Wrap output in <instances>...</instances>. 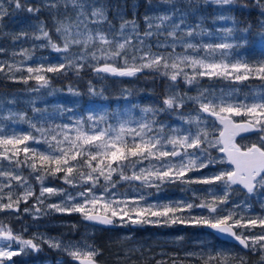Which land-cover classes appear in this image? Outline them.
I'll return each mask as SVG.
<instances>
[{
  "label": "rangeland",
  "instance_id": "1",
  "mask_svg": "<svg viewBox=\"0 0 264 264\" xmlns=\"http://www.w3.org/2000/svg\"><path fill=\"white\" fill-rule=\"evenodd\" d=\"M122 1L126 2V0ZM139 1H128L130 14H127L128 9H126V5H123L121 9L113 13L115 15L114 22L89 24L88 27L93 32L100 30L108 33L109 39L113 36L119 39L120 24L124 21H134L133 19L127 20L126 16L134 17ZM48 3L49 0H27L29 6L41 4L52 14L53 19H55L54 33L56 36V39L52 38V40L62 45L63 40L56 32L57 21H64L66 24L75 21L76 10L69 7L66 13L64 0H56L57 7L54 8L47 7ZM96 4L104 7L109 21L108 0H96ZM176 4L182 11H188L183 0H176ZM5 5H7L6 0ZM145 7H147V10L145 15L142 16L141 22H139L141 24L135 22L138 26L137 31L141 36L147 27L145 16L154 18L163 14L164 8L170 6L163 5L161 0H152V7H149L148 0H146ZM252 9H256L258 12L256 27H252L248 20L246 24H242L235 18L237 11L248 13ZM221 11L215 5L202 4L196 14L187 17L185 21L187 24L193 26L198 24L200 27L197 31L203 30L202 34L196 36L192 42L218 43L222 38L227 37L225 42L239 45L231 50H225L229 62L239 61L248 63L250 66L264 62V40L261 38V33L264 32V29L261 28L264 16L261 15V10L255 6L254 0H237V3L231 6L230 11L223 12V15L228 19H218ZM9 12L10 14L4 16L2 22H0V49H4L0 53V63L5 65L0 73L13 81L23 83L24 86L15 91H0V129L3 130V134L6 136L32 134L39 139L40 133L31 127V123L55 128L57 125L70 123L69 117L75 120L80 117L86 118L89 114L105 117V121L101 122V127H104L105 123L115 125L118 119L124 118L138 121L144 115L141 109L145 107L162 108L164 107L163 100L167 96L178 94L184 97V106L177 111L161 112L156 117L159 122L168 126L165 128V134L172 135V128L190 129L196 132L198 129L207 127L210 134L218 137L219 125L212 119L203 116L199 110L197 100L188 99L189 97H200L201 93H204L209 99L213 96L217 98L223 96L228 98L229 102L237 103L244 101L245 98H248V101L251 102L253 97H258L264 93V80L257 78L255 73L244 81H234L231 78L215 76H197L192 84H188L184 76L178 77V80L173 82L167 76L160 75L152 69H144L134 76L98 73L95 69L102 67L106 61L104 59L92 60L90 57L83 62L84 67L79 70L75 67H65L60 72L41 70L40 72L28 73V67L46 69L60 63L67 65L68 61L65 60V55L71 60L80 54L82 46L73 45L68 54L56 52L50 46H46L47 41L45 39H35V36L41 35L39 31L41 26L45 30L43 20L36 14L26 11L30 15L28 17L30 28L20 25L21 29L14 31L17 22H13L12 14L16 11L11 8ZM66 15L71 18V21L66 19ZM158 22V20L153 19L154 24ZM131 28L132 25L129 23L125 35H133ZM165 28L170 29L171 24H167ZM229 28L232 29L231 35L222 31ZM72 31L75 32L77 29L73 27ZM79 31L82 33L86 31L83 25H80ZM153 31L156 30L153 29ZM22 33H27L28 38L15 39ZM80 38L83 39L84 37L81 36ZM158 40L163 42L165 37L153 35L145 39L144 50L148 51V45H151L153 53L171 51V49H158L155 46ZM245 40L246 43L243 42ZM133 43L136 44V47H141L136 43L134 36ZM100 47L99 43H94L90 44L88 50L92 51ZM21 50H27V56L20 55ZM188 51L195 55L191 50ZM175 53L184 54V49L177 46ZM129 54L131 55V50H129ZM97 55L99 56V53ZM201 55H204V53L202 52ZM222 59H225V57H222L219 50H217L215 53L216 62ZM107 63L118 68L125 67L123 60H109ZM128 64L131 66L132 61L129 60ZM9 66H11V70ZM184 71L191 77L193 72L191 67H185ZM74 73L81 75L82 81L78 84L67 79ZM36 75H44L49 82L48 85L41 87L43 82L37 81L35 79ZM24 76H28L27 83L21 79ZM114 82L122 85L111 97H108L106 90ZM80 85L85 92L79 88ZM34 89L39 90L34 91ZM90 89H93L94 93ZM107 98L113 99L112 102L110 103ZM34 108L40 109L41 112H35ZM66 109L71 111H65ZM20 115L26 116V120L20 119ZM198 116L201 117L199 124L196 121ZM235 118L246 119L245 117ZM186 119L191 120L192 123H185ZM214 124L215 127H213ZM88 126V124L85 125V127ZM256 134H258V137L254 143H259L260 133L256 132ZM28 144L33 148L47 150V145L44 143L29 141ZM0 151H3V149L0 148ZM189 151L193 150L189 149ZM210 151L214 157L222 156L214 149ZM19 158L21 160L25 159L22 152ZM159 163L156 160L151 161L152 165H158ZM149 164L150 162L145 160L142 165H137V169L139 167L147 168ZM0 167L5 171H9L13 166H10L7 160L0 159ZM223 167H227L226 164L210 165L198 171L193 170L188 172L185 179L210 176ZM16 172L27 180L34 195L25 199V187L17 181H12L11 189L5 187L3 193H0V203L9 202V191L12 192L13 201L19 198V203L12 209L0 210V227L9 228L14 234L25 240L32 239L40 250L27 248L20 255L13 256L11 261H6L5 264H74L72 257L64 249L71 245L83 248L85 244L93 245L101 254L105 250V246L110 247L116 244L118 249L116 253L114 252V257H111L115 264H158L160 261L163 264H203L200 257L206 259L210 254L221 255V258L228 256L230 259L241 257L244 259L245 264H264V259H262L264 253L257 250L244 254L237 249H230L226 244L217 242L213 236L204 232V225L179 222L164 223L165 217L151 216L152 211L162 210L165 206L175 207L187 202L199 204L204 199L211 200L209 190L218 195H223V188L219 183L209 185L182 183L180 181L169 182L165 179L163 182L154 180L152 186H148L141 181L121 179L119 172L111 174V182H105L104 178L100 177L94 191L97 196L103 193L104 199L95 208L91 205L88 206L90 214L110 215L102 209L103 203L109 199L124 200L128 202L129 215L133 219H135V209L142 207L148 209L142 219L161 221L160 223H132L128 217H124L123 222L119 217H115L110 228L103 230L88 224L83 214L79 212H58L49 208L51 204L65 203L67 207H72L78 202L82 203L83 198L79 197L78 193L85 187L91 186V183L84 184L80 182L77 176V185L73 186L64 182L63 173L56 176L45 175L44 186L63 189L64 191L58 195L45 194L41 198L43 203H39L37 197L40 196L41 183L35 179L37 173L26 166L16 168ZM131 173V168L126 170V175H131ZM0 180L7 183L3 177H0ZM113 183L115 184L114 188L112 187ZM233 187L236 190L229 193L230 202L242 206L235 209L239 216L246 218L264 216V192H257L249 196L246 192L239 191L237 186ZM111 193H115V196H111ZM69 196L75 197V199L70 200ZM140 197H143V199H140ZM244 205H250V207H244ZM175 215L177 217L199 218L201 215L207 216L208 212L207 209L193 208L182 212L178 211ZM237 231L246 230L238 229ZM252 231L259 233L261 229L258 227ZM49 240L60 242L61 247H50L49 243L45 242ZM17 248L18 245L13 244V249ZM189 253H195L196 255L191 256L188 255Z\"/></svg>",
  "mask_w": 264,
  "mask_h": 264
},
{
  "label": "snow or ice",
  "instance_id": "2",
  "mask_svg": "<svg viewBox=\"0 0 264 264\" xmlns=\"http://www.w3.org/2000/svg\"><path fill=\"white\" fill-rule=\"evenodd\" d=\"M166 6L163 14L154 18L145 16L146 30L141 36L135 24V21H124L120 24L118 33L119 39L113 36L109 39L108 33L97 30L93 32L88 27L89 24L110 23L107 20V14L103 6H97L96 0H64V8L67 13L69 7L76 10V19L66 24L64 21H57L56 32L62 38V45L53 42L48 31L43 26L39 29L41 35L35 36V39H45L46 46H50L56 52L65 54L70 53L73 45L82 46L79 55L71 60L65 55V63L49 66L46 69L27 68L28 73L40 72H60L65 67H75L77 70L84 67V61L89 57L92 60L104 59L106 62L102 67L95 69L96 72L111 73L119 76H134L137 72L144 69H152L160 75L167 76L171 81L176 82L178 77L184 76L188 84H192L197 76L223 77L231 78L234 81L248 80L252 74L257 78L264 80V62L255 66L248 63L229 62L225 50H231L238 47V44L225 42L227 37L221 39L218 43H193L192 40L202 34L203 30L197 31L200 27L198 24L193 26L185 21L189 15L198 12L200 5H215L221 9L218 19H228L223 15L224 11H230L231 6L237 3V0H183L188 11H182L177 6L176 0H161ZM255 6L261 10L264 16V0H254ZM0 0V22L3 17L10 14L9 9L14 11L26 10L29 13L36 14L40 8L29 6L27 0ZM149 7H152V0H148ZM14 6V7H13ZM247 6V5H245ZM47 7H57L56 0H49ZM66 19L71 18L66 15ZM153 19L158 23H153ZM129 23H131V32L133 35H125ZM171 24V28L165 26ZM80 25H83L85 32L79 31ZM75 27L77 31L73 32ZM261 28L264 29V22H261ZM153 29L156 31L154 32ZM229 35L232 29H223ZM153 35L164 36L163 42L157 41L158 49H171V51L153 53L151 45H148V51L143 48L144 41ZM84 38L81 39L80 37ZM133 36L136 43L141 47H136L133 43ZM27 39L28 34L22 33L15 39ZM264 40V32L261 33ZM246 43V40L243 41ZM99 43L101 47L89 51L90 44ZM184 49V54H176V47ZM131 50V55L129 54ZM188 50H191L192 55ZM219 50L220 55L225 59L216 62L215 53ZM4 49H0L2 53ZM204 55H201V53ZM99 53V56L97 55ZM27 56V50H21L19 53ZM123 60L125 67L118 68L107 63V61ZM129 60L132 61L129 66ZM5 65L0 63V71ZM185 67H191L193 72L191 77L184 71ZM11 70V66H9ZM31 78V77H29ZM27 83L28 78H21ZM37 81H42L41 87L48 85V80L44 75H36ZM39 89H34L38 91ZM71 91V89H69ZM94 93L93 89H90ZM196 99L199 103L201 113H207L208 116L214 117L219 125L218 137L210 134L207 127L198 129L193 132L190 129L172 128V135L165 134V128L168 127L159 122L156 117L168 110L177 111L184 106V97L178 94L167 96L163 100L164 107L153 108L145 107L141 109L144 114L138 121L128 118L118 119L115 125L105 123L101 127V122L105 121L103 115L96 116L89 114L86 118L80 117L73 120L69 117L70 123L57 125L55 128H49L36 123H31V127L40 133V138L32 134L6 136L0 129V159L7 160L10 166L9 171L0 167V177L5 178L7 183L0 180V193H3L5 187L11 189L12 181L19 182L25 187L24 198L33 196L32 187L27 180L16 172V168L26 166L37 173L35 179L40 181V196L37 197L39 203L45 194L58 195L63 189H55L44 186L43 180L45 175L56 176L63 173L65 183L76 186L77 176L80 182L84 184L91 183V186L85 187L78 193L83 198L82 203H76L72 207H67L65 203L51 204L49 208L58 212H79L84 218L90 221H96L100 224L111 225L113 218L119 217L123 222L124 217L132 223H160L161 221H146L142 219L148 209L139 207L135 209V219L129 215L127 201L112 200L105 201L102 209L110 215H93L89 213L88 206L93 208L97 206L104 194L96 195L94 189L99 183L100 177L105 182H111V174L119 172L120 178L128 181H141L142 183L152 186L153 181L163 182L167 179L169 182L180 181L182 183H201L222 185L223 195H218L209 190L211 200H202L199 204L187 202L175 207L165 206L162 210L152 211L151 216L166 218L164 223H192L201 224L215 230L220 235H227L238 241L240 245L249 249V251H260L264 253V216L243 217L239 216L235 209L242 207L239 204L230 202L229 193L234 191L233 186H237L239 191L246 192L249 196L257 192H264V93L258 97H253L249 102L248 98L244 101L231 103L226 97L208 98L204 93ZM34 111L40 113V109ZM65 111H71L66 109ZM235 117H245L246 119L237 122ZM20 119L26 120V116L20 115ZM197 124L201 122V117L196 118ZM185 123H192L186 119ZM88 124V127L85 125ZM134 125V126H133ZM216 125L214 124L213 127ZM258 132L259 143H253L250 146H240L235 143V137L241 133ZM44 143L47 150H40L30 147L28 142ZM189 149L193 151H189ZM216 150L222 153V156L214 157L210 150ZM24 154L25 159L21 160L20 153ZM145 160L150 162L149 167H139ZM156 160L160 163L152 165L151 161ZM39 162V165L37 163ZM226 164L227 167L219 169L210 176H201L195 179L187 178V174L193 170L207 168L210 165ZM131 168V175H126V170ZM42 173V174H40ZM115 187V184H112ZM107 191V189H105ZM115 196V193H111ZM195 195V194H194ZM70 200L75 197L69 196ZM143 199V197H140ZM8 203H0V210L12 209L18 205L19 198L13 201L12 192L8 193ZM135 203V201H133ZM123 205V206H122ZM231 205V206H230ZM154 207V206H149ZM250 207V205H244ZM193 208L207 209L208 215H201L199 218L177 217L178 211L191 210ZM172 214V215H170ZM259 227L261 231L255 233L252 230ZM244 229L246 231H237ZM50 247L60 248L58 241H45ZM13 244L18 245L13 249ZM31 248L39 251V246L32 239H23L21 236L14 234L9 228L0 227V264L11 261L13 256L20 255L25 249ZM74 261L79 264H97L96 257L101 253L93 245L85 244L83 248L71 245L64 249ZM188 255L195 256V253ZM203 264H245L241 257L230 259L228 256L221 258V255L210 254L206 259L200 257ZM264 259V256H262ZM158 264H163L162 261Z\"/></svg>",
  "mask_w": 264,
  "mask_h": 264
},
{
  "label": "trees",
  "instance_id": "3",
  "mask_svg": "<svg viewBox=\"0 0 264 264\" xmlns=\"http://www.w3.org/2000/svg\"><path fill=\"white\" fill-rule=\"evenodd\" d=\"M128 1L129 0H126V2L124 3L122 0H108V6H109L108 14H109L110 23L115 21V15L113 13L121 9L123 5H126V9H128L127 14H130L129 7L127 5ZM145 1L146 0H140L139 6L137 8V11L134 17L127 15L126 19L127 20L133 19L136 23L141 24L139 22H141L142 16L145 15L146 10H147V7H145ZM5 6L7 7V5ZM37 7L40 8V11L36 13V15L41 20H43L45 30L49 32V35L53 39H56V36L54 33L55 19H53L52 14L48 12L44 6H42L41 4H38ZM9 10H11V8ZM12 15H13V22H17L15 24L14 31L20 30L21 29L20 25H22V27L26 26L30 28V26L28 25V17H30V15L26 12V10L16 11ZM257 15H258V12L256 9H252L248 13H244V11H237L235 13V18L237 19V21L241 22L242 24H246V21L248 20L252 27H256L257 22H258ZM27 77L28 76H24L23 78H27ZM67 79L69 81H72V83L74 82L75 84H78L80 81H82L81 75L77 73L71 74ZM120 85L122 84H119L117 82L110 84L106 90V95L108 97H111L115 93V91L120 87ZM23 86H24L23 83H18L16 81H13L9 79L8 77H6L5 75H3L2 73H0V91H3V90L15 91L17 89L23 88ZM79 88L85 92V90L82 88L81 85L79 86ZM107 99L110 103L113 100L109 98ZM237 119H241V118H237ZM104 249L105 250L102 251V254L97 258V261L101 264H115V262L112 261L111 257L112 256L114 257L116 250L118 249L117 245L113 244L110 247L105 246Z\"/></svg>",
  "mask_w": 264,
  "mask_h": 264
},
{
  "label": "water",
  "instance_id": "4",
  "mask_svg": "<svg viewBox=\"0 0 264 264\" xmlns=\"http://www.w3.org/2000/svg\"><path fill=\"white\" fill-rule=\"evenodd\" d=\"M203 115L207 116V117H210L208 116L207 113H202ZM210 118H213L215 119L214 117H210ZM249 133H252V132H247V133H241L240 135L238 136H241V135H246V134H249ZM237 137V136H236ZM221 155H223L221 153ZM93 215H103V214H99V213H92ZM90 224H92L93 226L95 227H98V228H108L110 225H104V224H100L96 221H90V220H87ZM205 230L209 231L210 233H212L214 236H216L217 238H219L220 240L224 241V242H227V243H232V244H235L237 245L240 249H242L243 251H247L248 249L243 247L242 245L239 244L238 241L234 240L233 238L227 236V235H220L218 233L215 232V230H212L210 228H208L207 226H205ZM76 264H79L78 261H74Z\"/></svg>",
  "mask_w": 264,
  "mask_h": 264
},
{
  "label": "flooded vegetation",
  "instance_id": "5",
  "mask_svg": "<svg viewBox=\"0 0 264 264\" xmlns=\"http://www.w3.org/2000/svg\"><path fill=\"white\" fill-rule=\"evenodd\" d=\"M213 120V119H212ZM236 120V118H235ZM215 121V120H213ZM237 122H240L242 120H236ZM258 137V134H256V132H253L251 134H247V135H243V136H239V137H235V143H237L240 146H250L251 144H253L254 142H256V138ZM243 192V191H241ZM258 228V227H257ZM254 232V231H253ZM217 241V240H216ZM219 242V241H217ZM225 244V243H222ZM228 248L230 249H236L237 247L232 246V245H226Z\"/></svg>",
  "mask_w": 264,
  "mask_h": 264
}]
</instances>
